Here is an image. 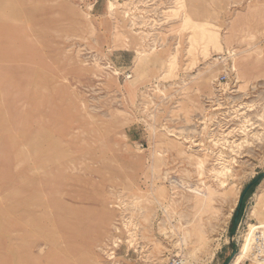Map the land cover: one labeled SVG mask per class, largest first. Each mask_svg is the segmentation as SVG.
I'll use <instances>...</instances> for the list:
<instances>
[{"label": "rangeland", "instance_id": "374dc122", "mask_svg": "<svg viewBox=\"0 0 264 264\" xmlns=\"http://www.w3.org/2000/svg\"><path fill=\"white\" fill-rule=\"evenodd\" d=\"M257 202L264 0H0V264H231Z\"/></svg>", "mask_w": 264, "mask_h": 264}, {"label": "built area", "instance_id": "2783aa9c", "mask_svg": "<svg viewBox=\"0 0 264 264\" xmlns=\"http://www.w3.org/2000/svg\"><path fill=\"white\" fill-rule=\"evenodd\" d=\"M221 76L226 77V75ZM179 263H182V259H179ZM184 264L194 263L186 262ZM233 264H264V226L258 227L252 234L248 256L233 262Z\"/></svg>", "mask_w": 264, "mask_h": 264}, {"label": "bare ground", "instance_id": "6f19581e", "mask_svg": "<svg viewBox=\"0 0 264 264\" xmlns=\"http://www.w3.org/2000/svg\"><path fill=\"white\" fill-rule=\"evenodd\" d=\"M108 2V1H107ZM111 6V5H110ZM108 7V6H107ZM217 102V100H216ZM216 106V105H215ZM220 106V105H219ZM214 119V118H212ZM204 121V120H203ZM245 121V120H244ZM218 122V121H217ZM222 129V128H221ZM224 131V130H223ZM230 132V131H229ZM224 134V133H223ZM222 135V134H221ZM211 136V135H210ZM220 171V170H219ZM222 172H224L222 170ZM217 173V172H216ZM219 173V172H218ZM224 183V182H223ZM222 184V183H221ZM199 192V191H198ZM201 200V199H200ZM253 215H255L257 218L264 217V203L263 202H257L256 205L253 207L252 210ZM259 220V219H258ZM258 225L255 223H249L248 225V232L245 234L243 239V242L241 244L239 252L236 254V258L233 262L245 258L248 256L249 250H250V239L252 234L254 233L255 229L258 227L264 226V223L262 221H258ZM188 231V230H187ZM233 262L231 264H233Z\"/></svg>", "mask_w": 264, "mask_h": 264}, {"label": "water", "instance_id": "95a60500", "mask_svg": "<svg viewBox=\"0 0 264 264\" xmlns=\"http://www.w3.org/2000/svg\"><path fill=\"white\" fill-rule=\"evenodd\" d=\"M243 196H244V192L240 195L239 199H238V202H237V207H236V211L238 212L240 206H241V203H242V200H243Z\"/></svg>", "mask_w": 264, "mask_h": 264}]
</instances>
